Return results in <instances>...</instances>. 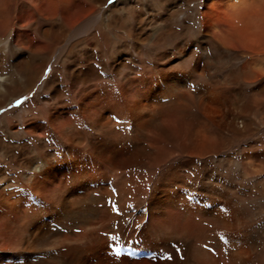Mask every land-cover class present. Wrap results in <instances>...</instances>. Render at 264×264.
Returning a JSON list of instances; mask_svg holds the SVG:
<instances>
[{
    "label": "bare ground",
    "instance_id": "obj_1",
    "mask_svg": "<svg viewBox=\"0 0 264 264\" xmlns=\"http://www.w3.org/2000/svg\"><path fill=\"white\" fill-rule=\"evenodd\" d=\"M104 2L0 0V41L30 51L17 73L35 78L48 62H69L61 87L51 84L52 111L25 128L37 140L52 130L55 146L29 153L0 138V264H264V252L251 262L257 240L237 232L246 207L235 188L224 191L239 175L264 199V151L251 141L247 152L233 148L250 132L237 118L255 115L257 103L253 88L244 96L238 87L257 72L248 59L224 83L208 72L222 49L230 58L264 51V0ZM187 10L200 15L195 28L181 21L195 41L146 65L143 48L171 45ZM163 252L175 258H156Z\"/></svg>",
    "mask_w": 264,
    "mask_h": 264
},
{
    "label": "rangeland",
    "instance_id": "obj_2",
    "mask_svg": "<svg viewBox=\"0 0 264 264\" xmlns=\"http://www.w3.org/2000/svg\"><path fill=\"white\" fill-rule=\"evenodd\" d=\"M116 1L120 2V0H105L103 4V8L110 7ZM201 4V0L199 2ZM198 3L191 4L192 6H197ZM202 5H198V9H201ZM102 6L99 8L101 9ZM102 8V9H103ZM191 10H187L186 13L179 14L176 18L172 26L175 27L176 37H174L172 44L165 43L160 48H152L147 47L143 48V62L148 66L153 65V57L159 50H169L176 43L179 42L183 44L190 43L195 41L193 38L192 27H197L198 22H194L192 20L193 16H196L197 19L200 17L199 14H192ZM189 15V18L187 17ZM184 20V23L191 25L190 29H183L181 27V21ZM193 23V24H192ZM182 40V41H179ZM55 48V54L58 52L60 48L53 45ZM86 48H89L86 46ZM261 46L258 50H253L252 53L246 54L244 51L238 52L235 58H230L228 56L229 51L223 50L222 52L226 55H217L215 65H211L208 69V72L211 76H213V80L215 83H224V81H228L231 73L235 68H238L241 63H244L246 59L250 60V66L257 72L255 78L252 82L245 83L242 81L238 88L244 92V96L248 94L249 89L253 88L255 90V98L257 103H255V115H240L237 118L235 124L238 129L241 130L242 124L244 121L250 124V132L244 137L237 139L233 142L236 144L233 148H237V153L241 154L242 151L247 152V142L251 141L253 144V151L262 152L264 151V51L261 50ZM212 53H217L215 49H211ZM30 51L28 49H24V47L15 46L11 40L0 41V66L3 67V73L9 76L10 80L6 84L0 83V105L3 106L0 108V138L3 142H8L10 144H17L18 142L26 143L28 148L27 151L30 153V149L33 148V145H37V147H41L42 150H47L50 145L55 146V134L52 130L45 129L43 132H38V136H43V139H35L33 137L35 134H30L25 132V128L28 124V119L34 117L35 119H39V121H45V116L52 111L53 102L48 100L49 94L51 93V84H56L61 87L63 82V78L65 75L66 66H68L69 62H63L62 65L57 70L51 69L52 62H48V66L43 69L42 74L39 77H29L30 73L20 72L17 73L16 69H14L15 65L21 67L22 65L18 64L22 58L28 57ZM231 53H235V51H231ZM196 54V53H195ZM47 56L45 52L40 53L38 58H43ZM40 59H38L40 61ZM105 55V62L106 61ZM104 58H101L103 61ZM37 63V62H36ZM54 66L58 67L59 64L53 63ZM99 66L102 64L98 63ZM140 67V66H139ZM65 68V69H64ZM60 70V71H59ZM105 76L110 75V73L103 70ZM32 75V74H31ZM63 77V78H62ZM226 79V80H225ZM208 81H204L206 83ZM209 83V82H208ZM239 89V91H240ZM240 91V94H241ZM262 91V92H261ZM241 94V95H243ZM68 103H74V98L76 94L69 92L65 95ZM73 96V97H72ZM27 98V100H25ZM69 99V101H68ZM17 101H22L21 104H17ZM226 152H229L227 150ZM1 154V153H0ZM2 168H5V163H0ZM8 172V171H6ZM225 178H229L226 175ZM240 176L237 175L234 181V187H225L224 191L226 193H233L235 190V195L238 197V203H241L246 207V214L244 213V223L238 229V233L240 235H244V237H251L254 240H257V252L255 254L251 262H255L254 258L263 257L261 253L264 252V199L260 197V195L251 188V184L240 182ZM245 178V177H244ZM251 179H249V182ZM251 183V182H250ZM250 185V186H249ZM251 193L252 195L243 194ZM250 196V197H248ZM218 206L221 207L225 211L229 210V205L225 203L224 198H219ZM246 215V216H245ZM242 231V233L240 232ZM129 253L135 254L134 249H129Z\"/></svg>",
    "mask_w": 264,
    "mask_h": 264
},
{
    "label": "snow or ice",
    "instance_id": "obj_3",
    "mask_svg": "<svg viewBox=\"0 0 264 264\" xmlns=\"http://www.w3.org/2000/svg\"><path fill=\"white\" fill-rule=\"evenodd\" d=\"M25 100H27V98H25ZM21 103H22V101H17V104H18V105L21 104ZM127 207H128V206H127ZM129 210H131V209L129 208ZM115 214H116L117 216H120V215L124 214V212L121 211L120 208H118V210H117V212H115ZM120 226H121V225H120V222H119V221L116 222V223H114V224L112 225V227L116 230V231L114 232V234H115V235H118L119 238H120V240H121V242L124 244V247H127V244L131 242V239L129 238L128 241H125V240H124V235H123V234H120L119 231H118L119 228H120ZM129 227H131V224L129 225ZM136 227H137V228L140 227L139 223H136ZM221 235H223V234H221ZM113 246H114V247L116 246L115 241H113ZM205 247L207 248L208 246L205 245ZM122 251H124L123 248H121V252H122ZM156 258H160V259H165V260L171 261V260H173L175 257H174L173 255H165L164 252H163V253L160 254L159 257H156Z\"/></svg>",
    "mask_w": 264,
    "mask_h": 264
}]
</instances>
